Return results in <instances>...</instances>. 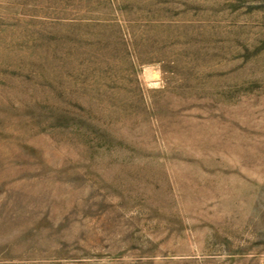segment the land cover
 <instances>
[{
    "label": "rangeland",
    "instance_id": "rangeland-1",
    "mask_svg": "<svg viewBox=\"0 0 264 264\" xmlns=\"http://www.w3.org/2000/svg\"><path fill=\"white\" fill-rule=\"evenodd\" d=\"M0 264H264V0H0Z\"/></svg>",
    "mask_w": 264,
    "mask_h": 264
}]
</instances>
